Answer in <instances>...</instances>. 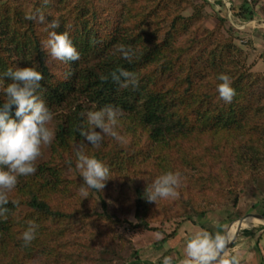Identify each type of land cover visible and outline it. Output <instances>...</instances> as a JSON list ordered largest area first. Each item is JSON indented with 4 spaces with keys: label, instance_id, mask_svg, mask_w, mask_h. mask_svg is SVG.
Wrapping results in <instances>:
<instances>
[{
    "label": "trees",
    "instance_id": "16d2710c",
    "mask_svg": "<svg viewBox=\"0 0 264 264\" xmlns=\"http://www.w3.org/2000/svg\"><path fill=\"white\" fill-rule=\"evenodd\" d=\"M26 1L17 6L8 0L0 6V105L7 99L3 89L11 83L4 73L9 68L35 67L43 75L37 95L53 114L54 139L49 145L51 158L36 163V172L21 176L16 187L8 192L9 203L4 205L8 209L7 218L0 217V264H40V261L46 264V259L49 263L62 257L80 260L81 253L90 249L87 242L77 241L82 224L90 226L104 216L112 219L105 212V202L99 198L102 191L89 189L87 198L79 191L84 182L75 166V151L81 145L87 154L109 167L105 185L113 179L131 184L133 205L141 208L145 216L152 207L146 199V188L163 173L179 171L184 158L181 154L186 153L194 138L207 135L214 139V149L218 150L221 144L233 148L238 155L258 146L257 139L251 137L257 132L256 117H251L252 124L247 117L253 109L249 92L231 81L236 95L231 103H225L217 91L218 75L209 68V57L203 56L200 44H193L192 40L182 51L167 57V40L186 28V23L178 20L182 17L171 18L166 26L158 22L157 15L148 19L156 6L153 0H50L47 5L43 0ZM254 1H242L236 15L251 16L250 5ZM37 9L43 11L46 21H59L60 28L56 31L68 33L80 54L78 61H60L50 56L42 45L48 38L46 24L25 19L26 14ZM200 42L203 44V39ZM119 44L131 45L135 50L131 62L115 51ZM196 58L198 64L193 69ZM119 68L136 73L138 87L124 88L114 82L110 73ZM204 70L211 71L206 85L201 81L206 77ZM101 75L109 79L101 81ZM180 84L183 87L178 91L176 87ZM107 105L121 109L116 131L124 142L106 135L99 147H94L85 142L78 128L86 124L87 112ZM15 107L10 113L13 118ZM239 131L245 137L233 144L226 143L232 135L231 140L235 141L234 134ZM140 141L144 145H139ZM200 158L199 162L205 165ZM137 175L140 181L133 184ZM64 194L70 197L71 208H61ZM93 195L100 199V213L85 211L82 201L89 199L94 203ZM14 200L19 201L18 206L12 203ZM190 208L194 210L192 205ZM261 214L264 216V212ZM91 215L97 218L92 219ZM184 218L191 220L189 215ZM28 221L37 224L38 229L36 238L24 246L22 233ZM180 225L166 234L158 229L159 237L151 245L152 250L162 248ZM134 227L152 229L143 220H137ZM45 233H53L56 239L68 235L69 240L59 244L55 240L46 249L39 244L43 237L46 240ZM48 241L51 240L47 244ZM17 247L24 248L20 254ZM169 254L171 249L166 248L155 258V264H162L163 256ZM122 264L148 263L142 258L141 249L132 248Z\"/></svg>",
    "mask_w": 264,
    "mask_h": 264
},
{
    "label": "rangeland",
    "instance_id": "374dc122",
    "mask_svg": "<svg viewBox=\"0 0 264 264\" xmlns=\"http://www.w3.org/2000/svg\"><path fill=\"white\" fill-rule=\"evenodd\" d=\"M7 1L0 0V6ZM9 1L17 6L28 3L24 2L25 0ZM153 1L156 6L148 15V19L157 15L159 16L158 22L166 26L171 18L178 15L183 18L178 20L186 23V28L182 29V32H177L167 40L165 51L167 57L182 51L193 40V44H200L199 47H203V56L208 55L209 68H213V72L217 75L227 74L234 84L249 92L248 97L251 99L253 109L247 117L249 124H252L251 117H256L257 132L251 134V137L257 139L258 146L238 155L234 153L233 148L222 147L221 144L218 150L214 149V139L207 135L194 138L186 153L181 154L184 158L178 166V172L182 176L177 188L178 196L158 199L156 203L151 202L152 207H149L147 216L141 208L133 205L134 193L129 182L125 181L124 183L127 184L124 185L118 179L109 181L99 198L105 202V212L112 216V219H104V216L97 222H92L90 226L82 224V230L76 235L77 241L87 242L90 249H85L84 253H81L80 260L62 257L57 262L49 261L48 263L46 259V264H122L132 248L141 249L142 258H146L148 264H153L161 252L152 250L151 247L159 237L156 234L158 229L166 234L181 224L175 234L181 233L177 249L183 253L186 233L199 230L200 224L207 226L213 234L219 232L225 236L230 226L233 225L232 229H235L238 217L246 213L261 214L264 212V0H255L253 5H250L253 14L241 18L236 13L239 10L237 7L243 0ZM164 30L165 28L159 36L164 33ZM201 39H203V44L200 42ZM198 60L199 58H196L197 62L193 65V69H196ZM204 72L206 77L201 81L206 85L207 78H210L208 73L211 71L204 70ZM217 82L220 83L219 80ZM182 87L183 85L180 84L176 89L180 91ZM49 127L53 130V119ZM241 133L239 131L234 134L235 141L231 140L232 135L225 142L233 144L237 139L245 137ZM139 145H144V142L140 141ZM50 158V146L43 145L41 156L35 164ZM199 158L205 161V165L199 162ZM2 167L4 166H0ZM20 177H18V182ZM134 179L133 184H136L140 181V176ZM66 194L69 195V192ZM64 196L66 198L61 200L64 205L61 208H71L73 203H68L70 197L65 194ZM70 196L75 197V194ZM93 196L94 203L89 199L82 201L85 211L96 210L100 213L102 211L100 199L96 195ZM182 201L185 202L182 203ZM191 205L194 210L190 208ZM77 209L83 210L80 207ZM187 215L191 217V220L184 218ZM91 218L94 219L97 216L91 215ZM182 218H184L183 221ZM249 218L256 219L251 216ZM231 219L233 220L229 221ZM137 220L145 221L152 229L134 227ZM252 225H260V223L242 221L241 228L230 248L241 236V230ZM185 228L187 230L182 232ZM68 237L67 235L56 239L53 233H47L46 240L43 237L39 244L45 245L47 249L54 243L53 241L56 240L59 244L69 240ZM48 239L51 241L47 244ZM244 240L247 241V238ZM259 243L264 248V232L259 238ZM17 249L20 254L24 248L17 247ZM169 256L172 255L169 254ZM182 257L183 254L176 255L173 257V263H178Z\"/></svg>",
    "mask_w": 264,
    "mask_h": 264
},
{
    "label": "clouds",
    "instance_id": "9594fccd",
    "mask_svg": "<svg viewBox=\"0 0 264 264\" xmlns=\"http://www.w3.org/2000/svg\"><path fill=\"white\" fill-rule=\"evenodd\" d=\"M50 0H43L47 5ZM26 20L46 24L48 38L42 42L50 56L60 61H78L80 54L72 44L67 32L59 33L58 20L46 21L42 10L25 15ZM129 62L135 56V50L131 45L119 44L115 50ZM4 77L11 81L3 89L6 101L0 105V217L7 218L8 209L4 205L9 203L8 192L13 190L19 176H28L36 172L35 161L41 156L43 145H50L54 139V131L49 127L53 114L45 102L37 95L41 88L40 81L43 75L35 67L9 68ZM111 79L121 87L136 88L139 79L134 72L119 68L110 73ZM109 76L101 75V81H107ZM220 83L217 85L219 97L225 103H231L236 95L231 86V78L220 73L217 77ZM15 107V118L10 115ZM121 109L107 105L99 110L89 111L86 114V124L78 128L85 142L94 147H99L104 136H111L123 143L116 128ZM75 166L80 172L83 184L79 191L85 198L89 189L102 191L105 182L109 179L110 169L94 155H89L81 145L75 151ZM6 169V170H5ZM180 184V174L168 171L158 176L147 187L146 199L155 202L158 199L176 198L177 188ZM16 206L19 201H12ZM38 225L28 221L27 229L22 233L24 246H28L35 238ZM230 240L217 232L215 234L199 229L185 237L183 257L178 264H242V255L239 249L229 247ZM162 255V254H161ZM155 264V262H154ZM162 264H173L172 256H163Z\"/></svg>",
    "mask_w": 264,
    "mask_h": 264
},
{
    "label": "crops",
    "instance_id": "0c3cea01",
    "mask_svg": "<svg viewBox=\"0 0 264 264\" xmlns=\"http://www.w3.org/2000/svg\"><path fill=\"white\" fill-rule=\"evenodd\" d=\"M199 228L205 230L207 229L210 231V229L207 228V226H204V224H200ZM244 229H246V232H240L241 236L234 244H232L231 248L233 247L234 249L240 250L242 255V264H264V248L259 243V238L264 232V226L261 225L260 227V225H252ZM185 230H187V228L183 229L182 232ZM210 232L212 233V231ZM190 233L191 231H188L186 235ZM180 234L181 233L174 234L173 237L166 239L164 246L158 249V251H161L158 256H160L166 248L171 249V255L173 257H175L176 255L178 256L179 254H183L180 250L177 249V247L179 246V239L181 237ZM243 234L245 237L243 236ZM245 238H247V241L244 240ZM172 242H174V244Z\"/></svg>",
    "mask_w": 264,
    "mask_h": 264
},
{
    "label": "water",
    "instance_id": "95a60500",
    "mask_svg": "<svg viewBox=\"0 0 264 264\" xmlns=\"http://www.w3.org/2000/svg\"><path fill=\"white\" fill-rule=\"evenodd\" d=\"M249 216L255 217L256 219L259 220L258 222L260 223V225L264 226V216L262 214H259V213H246L243 216L238 217L237 220H236L235 231L233 233L232 239H230L229 247H230L234 237L236 236L237 232L241 228L242 221L245 220ZM173 264H178V263H173Z\"/></svg>",
    "mask_w": 264,
    "mask_h": 264
},
{
    "label": "bare ground",
    "instance_id": "6f19581e",
    "mask_svg": "<svg viewBox=\"0 0 264 264\" xmlns=\"http://www.w3.org/2000/svg\"><path fill=\"white\" fill-rule=\"evenodd\" d=\"M245 220H247V221H256L257 223H258V220H256V219H252V218H249V217H247ZM235 224H236V222H235ZM233 228V225L232 226H230L228 229H227V231H226V235H225V237H227L228 239H230V237L233 235V233H234V231H235V229H232ZM232 229V230H231ZM231 231V232H230Z\"/></svg>",
    "mask_w": 264,
    "mask_h": 264
},
{
    "label": "built area",
    "instance_id": "2783aa9c",
    "mask_svg": "<svg viewBox=\"0 0 264 264\" xmlns=\"http://www.w3.org/2000/svg\"><path fill=\"white\" fill-rule=\"evenodd\" d=\"M243 1H245V2H247V3H250L252 0H243Z\"/></svg>",
    "mask_w": 264,
    "mask_h": 264
}]
</instances>
